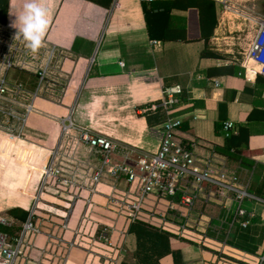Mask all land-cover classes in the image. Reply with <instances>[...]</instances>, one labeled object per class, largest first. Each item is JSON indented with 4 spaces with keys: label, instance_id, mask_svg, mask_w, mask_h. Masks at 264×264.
<instances>
[{
    "label": "crops",
    "instance_id": "1",
    "mask_svg": "<svg viewBox=\"0 0 264 264\" xmlns=\"http://www.w3.org/2000/svg\"><path fill=\"white\" fill-rule=\"evenodd\" d=\"M190 1L196 6L171 11L184 18L188 40L161 41L149 36L140 0H111L106 7L93 0H0V34L23 32L21 17L30 3L45 10L48 22L35 53L38 62L48 64L45 81L38 86L32 61L28 68L9 71L8 82L29 92L38 87V96L19 137L0 131V214L14 222L11 232L20 229L24 220L9 210L17 206L15 199L27 212L35 205L51 160L63 169L77 168L87 182L101 155L80 138L85 130L155 153L163 121L149 124L147 117L160 107L147 108L158 105L162 92L175 86L180 88L172 110L181 119L177 139L191 146L201 165L210 161L235 173L261 200L245 199L238 206L231 197L207 189L192 211L183 209L185 217L176 213L181 206L174 207L175 220L185 229L170 232L151 223L154 232L146 235L137 257L135 236L128 231L132 221L125 207L111 198L126 205L133 202L135 185L105 173L96 193L74 198L48 180L40 195L46 193L50 201L39 202V195L35 209L41 232L30 235L25 258L17 264H264V75H247L238 50L216 46L221 25L215 1L211 36L207 42L199 39V1ZM176 32L169 30L168 37ZM219 103L224 104L222 111ZM220 117L234 123L233 135L244 127L229 149L224 147ZM5 125L16 131L13 123ZM177 201L157 198L148 208L160 214ZM103 229L111 231V247L99 239ZM55 237L61 239L59 245ZM70 239H75V247L67 249Z\"/></svg>",
    "mask_w": 264,
    "mask_h": 264
},
{
    "label": "built area",
    "instance_id": "2",
    "mask_svg": "<svg viewBox=\"0 0 264 264\" xmlns=\"http://www.w3.org/2000/svg\"><path fill=\"white\" fill-rule=\"evenodd\" d=\"M140 1L150 3L153 0ZM213 1L220 7L219 25L228 26L231 16H234L235 19L241 21L245 28L241 29L239 25L235 26L238 34L239 30H245L247 40L246 47L238 50L239 64L244 72L247 75L252 73L264 75V16L247 7L236 6L232 0ZM152 43L158 44V41L153 40ZM29 44L30 42L25 39L24 33L21 31L9 32L7 35L0 34V131L17 137L20 136L28 114L36 110L33 105L38 96V87L34 92H29L18 83L8 82L9 71L28 68L32 61L39 86L45 81L48 69L47 63L38 62L36 51H33ZM215 84L218 83L215 82ZM179 92L178 86L170 87L162 92L163 95L158 105L151 104L147 108L154 111L160 107L166 114V119L162 123L161 142L155 153L139 152L123 146L105 134L85 130L80 138L92 148L98 149L101 155L99 165L88 175L87 182L82 178L84 176H81L80 179L77 168L63 169L56 166L51 160L44 170L35 205L29 210L20 230L11 232L14 222L0 214V264H17L18 259H24L25 236L41 232V228L35 221V209L42 188L48 180L62 189H68L72 192V197L76 198L82 192L96 193L98 184L105 173L115 180L124 178L128 185L133 184L137 187L136 199L126 205L111 197L113 202L117 203L122 210L125 207L126 215L130 221L155 222L170 232L175 228H177L175 232L186 228V225L176 222V214L173 213L174 207L181 206V210L176 209V213L180 217H185L187 213L183 212V209L188 212L192 211L200 194L207 189H211L221 198L231 197L238 206L245 199L260 201V198L248 192L246 187L239 183L235 173H230L222 167H215L210 161L201 165L191 146H187L177 139L176 130L181 124V119L173 116L172 110L178 101L176 95ZM8 123H13L16 126L15 132L6 130L5 124ZM222 128L226 137L236 131L234 123L228 120L224 121ZM157 198L164 200L178 198V201L168 204L167 210L158 214L148 208L149 201L157 200ZM238 212L244 213L241 209ZM64 217L66 216L64 215ZM62 226L65 227L66 223H63ZM77 231L79 234V229ZM105 231L107 230L103 229L99 239L111 247L109 233ZM52 239L59 245L61 239L58 237ZM66 244L67 249L75 247V239H70ZM62 260L64 261V259ZM260 260L264 261V256Z\"/></svg>",
    "mask_w": 264,
    "mask_h": 264
},
{
    "label": "trees",
    "instance_id": "3",
    "mask_svg": "<svg viewBox=\"0 0 264 264\" xmlns=\"http://www.w3.org/2000/svg\"><path fill=\"white\" fill-rule=\"evenodd\" d=\"M111 0H93V2L101 4L102 6H107ZM199 4L197 5V9L199 11V19H200V36L199 39H203L205 42L209 40L211 36L212 29L214 28V9L215 2L213 0H198ZM195 1L192 2V4ZM197 3V2H196ZM190 0H153L150 3L142 2V10L144 14V22L147 26L148 34L151 38L159 39L161 41L170 40V38H177L179 40H188L186 36V22L184 18L175 16L171 14L172 9L179 10H187L192 5ZM174 28V29H173ZM169 30H176L175 37L169 36L171 33L167 34ZM181 31V35L179 32ZM224 108V104L219 103V109L222 111ZM165 115L162 109H157L155 114H150L147 117L149 124L164 122ZM225 118L220 117L219 123L222 128L223 120ZM223 121V122H222ZM222 122V124H221ZM219 123L216 126V131L219 130ZM244 127H239V135L242 134ZM219 132V131H218ZM239 135L231 134L229 137H226L224 147L229 149L231 143L235 138H238ZM189 145V144H188ZM187 145V146H188ZM9 213L20 219L25 220L28 212L21 210L20 212H16L15 209L9 210ZM154 226L146 222L145 220H135L132 221L129 225L128 231L135 236L136 246H137V257H140V251L138 247L141 248L145 241L146 235L148 236L154 232ZM152 237V236H150ZM169 252L170 248H169ZM126 264V263H122Z\"/></svg>",
    "mask_w": 264,
    "mask_h": 264
},
{
    "label": "rangeland",
    "instance_id": "4",
    "mask_svg": "<svg viewBox=\"0 0 264 264\" xmlns=\"http://www.w3.org/2000/svg\"><path fill=\"white\" fill-rule=\"evenodd\" d=\"M232 1L236 4V6L240 5L244 8L247 7L249 10H253V11L258 12L264 16V0H232ZM236 25H239V27L241 29L244 28L241 21L235 19L234 16H231V18L228 22V26L221 25V27H220L221 29L219 28V32L216 35L218 38L214 40V42L217 44L216 46H218L222 50L233 49L234 51L242 50L243 48L246 47L247 40L245 38V30L244 31L239 30V34H238V32L235 29ZM229 31H231V32H229ZM45 195H46V193L43 194L42 196L40 195V199H39L40 201L39 202L50 201V197H46ZM15 203L17 206L13 207L11 210L15 209L16 212L18 213L22 210V208L20 206H18L17 199H15ZM36 214H35V216H36ZM39 217H43V216L39 215ZM38 226H40V224ZM89 227H91V226H89ZM105 232L108 233L111 231H108V232L105 231ZM99 236H100V234H99ZM28 238H30V234H27L25 236V241H27Z\"/></svg>",
    "mask_w": 264,
    "mask_h": 264
},
{
    "label": "clouds",
    "instance_id": "5",
    "mask_svg": "<svg viewBox=\"0 0 264 264\" xmlns=\"http://www.w3.org/2000/svg\"><path fill=\"white\" fill-rule=\"evenodd\" d=\"M28 13L21 17L24 23V36L30 42L29 46L36 51L41 43L44 30L47 27V20L43 17L46 15L45 10L38 8L34 3L27 5Z\"/></svg>",
    "mask_w": 264,
    "mask_h": 264
}]
</instances>
